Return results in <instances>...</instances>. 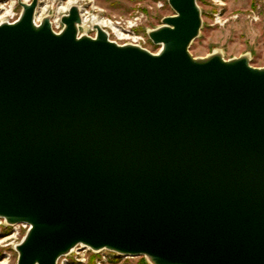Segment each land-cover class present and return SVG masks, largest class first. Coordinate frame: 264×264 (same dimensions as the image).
I'll use <instances>...</instances> for the list:
<instances>
[{
    "label": "water",
    "instance_id": "obj_1",
    "mask_svg": "<svg viewBox=\"0 0 264 264\" xmlns=\"http://www.w3.org/2000/svg\"><path fill=\"white\" fill-rule=\"evenodd\" d=\"M0 23V217L29 229L17 264L79 244L152 264H264V66L195 57L197 0L149 32L157 52L77 6Z\"/></svg>",
    "mask_w": 264,
    "mask_h": 264
},
{
    "label": "rangeland",
    "instance_id": "obj_2",
    "mask_svg": "<svg viewBox=\"0 0 264 264\" xmlns=\"http://www.w3.org/2000/svg\"><path fill=\"white\" fill-rule=\"evenodd\" d=\"M72 1L82 8V13L110 20L125 33L121 37L116 31L104 27L109 31L110 39L120 44L137 43L152 52H157L161 46L153 42L149 32L161 26L164 17L175 13L169 0H40L39 19L46 14L40 13L44 7L56 10L52 28L58 32L61 27L59 15L64 11L62 7L68 8ZM21 2L0 0V21L7 14L5 19L18 20L23 11ZM197 3L202 13V27L190 46L195 57H205L215 49H221L226 59L247 56L253 66H264V0H197ZM10 11L12 14L9 15ZM95 33L91 31L90 35ZM28 229L26 223L9 224L0 217V264H17L16 245L23 240ZM75 249L71 255L62 256L58 264H152L146 256L116 254L107 249Z\"/></svg>",
    "mask_w": 264,
    "mask_h": 264
},
{
    "label": "bare ground",
    "instance_id": "obj_3",
    "mask_svg": "<svg viewBox=\"0 0 264 264\" xmlns=\"http://www.w3.org/2000/svg\"><path fill=\"white\" fill-rule=\"evenodd\" d=\"M23 3L25 4H30L32 2L31 1H28V0H22ZM71 3V2H70ZM40 6V0H37V3L35 5V9H34V21L36 24H40L44 19H50V22L51 24L53 25L54 21L52 20L54 15H55V12L56 10H53V9H50L49 7H44L43 8V11L40 12L41 14H45L43 16H41V18L39 19L38 17V13H39V8ZM72 6H77L78 7V10H79V13H80V18H81V21L77 24V29H78V33L79 35H90L91 31H95L97 33L98 29H103L109 36L110 38V33L109 31L104 28V27H107V28H110L111 30H114L116 31L121 37L122 36H125V33H123L122 31H120L117 27H115L112 23V21L110 20H104V19H99L97 18L95 15H92V16H89L86 14V12L82 13V8L76 3L72 1V4H70L67 8L66 7H62L64 8V11L61 12L62 14L59 15V22L61 24V27L59 29V31H61L64 27H65V24L62 22V16L65 15V13H67V11L72 7ZM1 7H5V6H1ZM67 8V9H66ZM6 9V8H5ZM66 9V10H65ZM10 10V9H9ZM41 11V10H40ZM66 11V12H65ZM12 14V12L10 11L9 12V15ZM8 15V14H7ZM7 15H4L3 16V20L0 21V23H4V22H11L10 20L8 19H5L7 17ZM1 16V15H0ZM12 16V15H11ZM61 17V18H60ZM1 18V17H0ZM2 19V18H1ZM56 21V19H55ZM57 26H58V23H57ZM58 31V32H59ZM96 33L93 35L95 36ZM125 38V37H124ZM133 41H136V40H133ZM118 42V41H117ZM131 43V42H130ZM133 43V42H132ZM134 44H137V43H134ZM213 53H220V54H223L222 53V50L221 49H215ZM29 227V225H27ZM83 249V251H87L88 249H90L88 246H85L83 244H79L77 245L76 247H74L72 250H70L66 255H71V253H73V251H75L76 249ZM75 249V250H74ZM85 249V250H84ZM76 253H80L78 251H76Z\"/></svg>",
    "mask_w": 264,
    "mask_h": 264
},
{
    "label": "built area",
    "instance_id": "obj_4",
    "mask_svg": "<svg viewBox=\"0 0 264 264\" xmlns=\"http://www.w3.org/2000/svg\"><path fill=\"white\" fill-rule=\"evenodd\" d=\"M26 225H28V224H26Z\"/></svg>",
    "mask_w": 264,
    "mask_h": 264
}]
</instances>
